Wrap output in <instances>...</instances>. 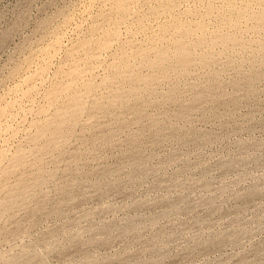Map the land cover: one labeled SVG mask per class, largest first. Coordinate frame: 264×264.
Masks as SVG:
<instances>
[{
    "label": "rangeland",
    "instance_id": "374dc122",
    "mask_svg": "<svg viewBox=\"0 0 264 264\" xmlns=\"http://www.w3.org/2000/svg\"><path fill=\"white\" fill-rule=\"evenodd\" d=\"M237 1L0 0V264H264V0Z\"/></svg>",
    "mask_w": 264,
    "mask_h": 264
},
{
    "label": "bare ground",
    "instance_id": "6f19581e",
    "mask_svg": "<svg viewBox=\"0 0 264 264\" xmlns=\"http://www.w3.org/2000/svg\"><path fill=\"white\" fill-rule=\"evenodd\" d=\"M163 1H164V0H163ZM233 1L236 2V3H234L235 6L239 4L237 0H233ZM246 1H247V0H246ZM254 1H255V0H254ZM259 1H260V0H259ZM259 1H258V2H259ZM178 2H179V1H178ZM231 2H232V0H231ZM231 2H230V3H231ZM239 2H240V1H239ZM261 2H262V1H261ZM120 3H121V2H120ZM215 3H216V2H215ZM223 3H224V2H223ZM237 3H238V4H237ZM246 3H249V1L246 2ZM263 3H264V1H263ZM118 4H119V3H118ZM161 4H162V3H161ZM181 4H182V3H181ZM234 4H233V5H234ZM250 4H251V3H250ZM252 4H253V8H254V7H255V6H254L255 2H253ZM252 4H251V5H252ZM256 4H257V2H256ZM243 5H244V4H243ZM247 5H248V7H249V4H247ZM251 5H250V7H252ZM260 5H262V4H260V2H259V3L257 4V6L259 7ZM223 6H225V5H223ZM226 6H227V5H226ZM229 6H231V5L229 4L228 7H226V8L229 9ZM241 6H242V4H241ZM241 6H240V7H241ZM263 6H264V5H263ZM263 6H260V7L263 8ZM124 7H125V6H124V4H123L122 6H120L119 9L121 10V8L123 9ZM221 7H222V6H221ZM231 7L233 8V6H231ZM231 7H230V8H231ZM238 7H239V5H238ZM242 7H243V6H242ZM244 7H245V6H244ZM244 7H243V9H244ZM260 7H259V8H260ZM169 8H170V7H169ZM208 8H209V7H208ZM212 8H213V11H214L216 8L218 9V7H215V8H214V6H213ZM212 8H211V9H212ZM226 8L223 7V9H226ZM253 8H252V9H253ZM219 9H220V8H219ZM221 9H222V8H221ZM221 9H220V12L225 11V10H223V9H222V11H221ZM235 9L237 10V7H235ZM246 9L250 10L251 8H250V9H249V8H246ZM246 9H245V10H246ZM252 9H251V10H252ZM255 9H256V7H255ZM257 9H258V8H257ZM207 10H208V9H207ZM207 10H206L205 13H206V14H209L208 12H210V11L207 12ZM238 10L240 11L241 8H238ZM245 10H243V12H244ZM258 10H259V9H258ZM123 11H125V10H123ZM126 11H127V9H126ZM195 11H196V10H195ZM213 11L211 10V13H214ZM215 11H216V10H215ZM239 11H238V12H239ZM241 11H242V10H241ZM199 12H201V11H199ZM199 12H198V13H199ZM216 12H219V10H217ZM228 12H229V11H228ZM247 12H248V11H247ZM261 12H263V11H261ZM231 13H232V11H231ZM231 13H230V14H231ZM251 13H252V12H251ZM254 13H255V12H254ZM254 13H252V14H254ZM206 14H205V15H206ZM223 14L226 15L225 12H224ZM247 14H249V12H248ZM252 14H251V17H252ZM263 14H264V13H263ZM263 14L260 13V15H258V16L263 18V16H261V15H263ZM210 15H211V14H210ZM221 15H222V14H221ZM221 15H219V16H221ZM225 15H224V16H225ZM237 15H240V14H237ZM145 16H146V15H145ZM224 16H223V17H224ZM226 16L229 18L230 15H229V16L226 15ZM241 16H243L242 13H241ZM253 16H254V15H253ZM181 17H183V16H181ZM199 17H200V16H199ZM201 17H202V16H201ZM212 17H213V16H212ZM221 17H222V16H221ZM221 17H220V18H221ZM233 17H234V16H233ZM233 17H232V18H233ZM255 17H256V16H255ZM228 18H227V19H228ZM238 18H239V16H238V17L236 16V19H234V21L240 23V22H239L240 20L243 21V20L245 19V21L247 22L246 17H244V19L242 18L243 20L241 19V17H240V19H238ZM249 18H250V17H249ZM249 18H248V19H249ZM257 18H258V17H257ZM262 18H261V19H262ZM145 19H146V18H145ZM188 19H189V18H188ZM222 19H223V18H222ZM229 19L231 20V18H229ZM250 19H251V18H250ZM263 19H264V18H263ZM119 20H120V19H119ZM147 20H148V19H147ZM232 20H233V19H232ZM236 20H239V21H236ZM252 20H253V18H252ZM258 20H259V19H258ZM180 21H181V20H180ZM219 21H220V20H219ZM222 21H223V20H222ZM224 21L226 22V19H225ZM250 21H251V20H250ZM256 21H257V20H255V22H256ZM259 21H260V20H259ZM230 22H231V21H230ZM263 22H264V21H263ZM178 23H179V22H178ZM223 23H224V22H223ZM231 23H234V22H231ZM253 23H254V20H253ZM259 23H260V22H259ZM179 24H180V23H179ZM181 24H182V23H181ZM192 24H193V23H192ZM201 24H202V23H201ZM225 24H227V23H224V25H225ZM228 24H229V23H228ZM242 24H243V25H246V26H247V24H248V27H251V26H252V22H251V24H250L251 26H250V25H249V21L247 22V24H244V23H242ZM255 24H256V23H255ZM257 24H258V23H257ZM257 24H256V26H257ZM165 25H166V24H165ZM169 25H170V24H167L166 26H169ZM186 25H187V24H186ZM196 25H197V23H196ZM196 25H195V27H193V26H194V25H193V26L190 27L189 29H188L187 27H185V25H184L185 30H183V31L185 32L187 29L190 30L191 28H196ZM231 25H232V24H230L228 28H231V29H232L233 27H232ZM233 25H235V24H233ZM236 25H237V24H236ZM253 25H254V24H253ZM259 25H261V24H259ZM259 25L257 26L258 28H259ZM262 25H264V24H262ZM262 25H261V26H262ZM166 26H164V27H166ZM171 26H172V25H171ZM171 26L168 27V29H169V28H172V27L175 28V27L177 26V23H175V26H172V27H171ZM178 26H180V25H178ZM182 26H183V24H182ZM197 26H198V25H197ZM218 26H219V25H218ZM230 26H231V27H230ZM237 26H238V25H237ZM246 26H245V27H246ZM256 26L254 25V27H256ZM164 27L162 26V28H164ZM198 27H199V26H198ZM198 27H197V29H198ZM226 27H227V26H226ZM238 27H239V26H238ZM257 27H256V28H257ZM160 28H161V27H160ZM162 28H161L160 30H162ZM174 28L172 29L173 31H176V30L178 29V27H176V28H177L176 30H174ZM180 28H181V27H180ZM182 28H183V27H182ZM252 28H253V27H252ZM252 28H251V29H252ZM258 28H257V29L254 28V30H255V31H256V30L259 31ZM165 29H167V28H165ZM168 29H167L166 31H164V32L169 31ZM217 29H219V28H217ZM217 29H215V30H216L217 32H219V30H217ZM231 29H229V30H231ZM234 29H235V28H234ZM242 29H243V28H242V26H241V30H242ZM246 29H247V28L243 29V31H246ZM262 29H263V27H262ZM262 29L260 28V30H262ZM163 30H164V29H163ZM163 30H162V33L164 34ZM188 30H187V31H188ZM193 30H194V29H193ZM220 30L222 31L223 28L221 27ZM235 30H236V29H235ZM238 30H240V29L238 28ZM248 30H249V29H248ZM248 30H247V32H248ZM252 30H253V29H252ZM254 30H253V31H254ZM156 31H157V30H156ZM173 31L171 32L172 34L174 33ZM187 31H186V32H187ZM190 31H191V30H190ZM199 31H202V30H199ZM199 31H198V32H199ZM203 31H204V30H203ZM216 31H215V32H216ZM243 31H241V32L243 33ZM258 31H257V32H258ZM111 32H112V31H111ZM176 32H177V33L179 32V34H180L181 30L179 29V31H176ZM184 32H183V33H184ZM194 32H196V30H194ZM198 32H196V33H198ZM217 32H216V33H217ZM228 32H229V31H228ZM232 32H235V31H232ZM237 32H238L239 35H240V32H239V31H237ZM247 32H246V33H247ZM257 32H255V33H257ZM259 32H260V31H259ZM171 33H170V34H171ZM190 33H191V32H190ZM224 33H225V31H224ZM224 33H223V34H224ZM229 33H230V32H229ZM238 33H237V34H238ZM242 33H241V36H239V37H243V36L246 34V33H245V34L243 33V36H242ZM249 33H251V31H250ZM158 34H159V33H158ZM166 34H167V33H166ZM170 34H169V35H170ZM185 34H186V33H184V35H185ZM187 34H189V32H188ZM194 34H195V33H194ZM194 34H193V35H194ZM199 34H200V33H199ZM199 34H198V37H199L200 35H202V36L204 35V34H200V35H199ZM208 34L210 35V33H208ZM233 34H234V33H233ZM233 34H231V35H233ZM247 34H248V33H247ZM261 34H262V33H261ZM263 34H264V33H263ZM173 35H175V34H173ZM189 35H190V34H189ZM205 35H206V34H205ZM209 35H208V37H209ZM213 35H214V33H213ZM219 35H221L220 32H219ZM226 35H227V38H224L225 35H224V36L222 35L223 38H222L221 42L224 41V42H227V44H228V42H230V41L232 40V43L230 42L231 44H228V45H231V46H232L233 43H235L236 46L238 45V43L235 42L236 40L233 39V37H232L231 35H230V36H231L232 38H231L230 36L228 37L229 34H226ZM250 35H255V34L251 33ZM258 35H259V34H258ZM156 36H158V35H156ZM165 36H166V35H164V37H165ZM181 36H183V34H182ZM210 36H211V35H210ZM222 36H221V37H222ZM247 36H248V35H247ZM263 36H264V35H263ZM263 36L260 35L261 38H262ZM159 37H160V35H159ZM159 37H158V38H159ZM176 37H179V36H177V34H176ZM184 37H185V36H184ZM204 37H205V36H204ZM204 37H202V39H203ZM213 37H215V40H216V38L219 39L217 36H213ZM213 37H212V38H213ZM219 37H220V36H219ZM235 37H236V36L234 35V38H235ZM244 37H246V36H244ZM260 37H259V38H260ZM158 38H156V39H158ZM172 38H173V37H172ZM180 38H182V37H180ZM185 38H188L187 35H186ZM189 38H190V37H189ZM200 38H201V37H200ZM200 38H199V39H200ZM253 38H254V36H253ZM257 38H258V37H257ZM257 38H256V39H257ZM261 38H260V39H261ZM159 39H160V38H159ZM163 39H164V38H163ZM173 39H175V38H173ZM209 39H210V38H209ZM223 39H224V40H223ZM239 39H240V38H239ZM239 39L237 38V40H239ZM250 39H251V36H250ZM256 39H255V41H256L257 43L260 42V41H257ZM262 39H263V38H262ZM160 40H161V39H160ZM176 40H178V39H176ZM176 40H175V41H176ZM183 40L186 42L188 39L185 40V39L183 38ZM190 40H191V38H190ZM197 40H198V38H197ZM240 40H243V39H240ZM244 40H245V39H244ZM246 40H247V39H246ZM157 41H158V40H157ZM175 41H174V42H175ZM195 41H196V40H195ZM206 41H207V40H206ZM206 41H205V42H206ZM209 41H210V40H209ZM209 41H207V42H209ZM212 41H213V40H212ZM170 42H171V41H170ZM170 42H169V43H170ZM174 42H173V43H174ZM182 42H183V41H182ZM182 42H180V43H182ZM187 42H188V41H187ZM197 42H198V41H197ZM213 42H214V41H213ZM216 42H217V40H216ZM240 42H241V41H240ZM240 42H239V43H240ZM249 42H250V41H249ZM256 42H253V41H252V44H253V43L256 44ZM155 43H157V42H155ZM158 43H159V42H158ZM171 43H172V42H171ZM173 43H172V44H173ZM178 43H179V41H178ZM195 43H196V42H195ZM200 43H201V41H200ZM218 43H219V42H218ZM153 44H154V43H153ZM175 44H176V46H177V42H176ZM182 44H183V43H182ZM186 44L189 45V42L186 43ZM211 44H212V43H211ZM211 44H209V43L207 44V43H206V45H211ZM219 44H220V43H219ZM225 44H226V43H225ZM241 44H242V43H241ZM243 44H244V43H243ZM243 44H242V45H243ZM246 44H247V42H246ZM246 44H244V45H246ZM252 44H251V45H252ZM254 44H253V45H254ZM154 45H155V44H154ZM154 45L151 44L152 47H154ZM160 45H161V44H160ZM160 45H159V46L157 45V47H158V48H159V47H160V48H163V47H161ZM180 45H181V44H180ZM215 45H217V44H215ZM221 45H222V44H221ZM248 45H249V44H248ZM248 45H247V46H248ZM251 45H250V46H251ZM256 45H257V44H256ZM261 45H262V47H261ZM261 45H260V46L257 45V46H258V47H261L262 49H264V39H263V43H261ZM102 46H105V45H102ZM167 46H168V44L165 45L164 47L166 48ZM174 46H175V45H174ZM189 46H191V45H189ZM219 46H220V45H219ZM223 46H225V45H223ZM223 46H222V47H223ZM233 46H234V45H233ZM106 47H107V46H106ZM141 47H142V46H141ZM141 47H140V48H141ZM157 47H156V48H157ZM171 47H172V46H171ZM171 47H170V48H171ZM178 47H179V46H178ZM178 47H177V48H178ZM183 47H185V46L183 45ZM192 47H194V46H192ZM195 47L197 48L198 45L195 46ZM201 47H202V46H201ZM203 47H205V46H203ZM207 47H208V46H207ZM211 47H214V43H213V45H212ZM211 47H209V49H214V50H216V47H214V48H211ZM217 47H218V46H217ZM225 47L227 48V45H226ZM240 47H241V46H240ZM252 47H253V46H252ZM172 48H173V47H172ZM172 48H171V49H172ZM175 48H176V47H175ZM175 48H174V49H175ZM180 48H181V46H180ZM198 48H199V47H198ZM220 48H221V47H220ZM229 48H230V47H229ZM231 48H232V50L234 49V47H231ZM242 48H243L242 51L244 50L243 52H245V51H246V53L249 52V51H248L249 49L247 50L246 47H242ZM244 48H246V50H245ZM255 48H256V47H255ZM174 49H173V50H174ZM178 49H179V48H178ZM178 49H177V50H178ZM185 49H186V47L184 48V50H185ZM187 49H189V47H187ZM190 49H191V48H190ZM190 49H189V51H191ZM204 49H205V48H203V50H204ZM217 49H218V48H217ZM250 49H251V48H250ZM257 49H258V48H257ZM167 50H168V49H167ZM184 50H183V51H184ZM227 50H228V48H227ZM227 50H224V51H227ZM240 50H241V49H240ZM156 51H159V50L156 49ZM156 51H155V52H156ZM160 51H162V50L160 49ZM163 51H165V50H163ZM168 51H169V50H168ZM181 51H182V50H181ZM181 51L179 50V52H181ZM189 51H188V52H189ZM198 51H199V50H198ZM206 51H208V49H207ZM209 51H210V50H209ZM211 51H213V50H211ZM228 51H230V49H229ZM242 51H241V52H242ZM247 51H248V52H247ZM251 51H252V50H251ZM146 52H147V51H146ZM169 52H170V51H169ZM169 52H168V53H169ZM179 52H178V53H179ZM193 52H194V50H193ZM193 52H192V53H193ZM216 52H217V51H216ZM216 52L214 53V56H217V58H219V57H218V55H219L218 53H219V52H217L218 55H216ZM234 52H235V51H234ZM234 52H231V51H230L229 53H233L232 55H234ZM237 52H238V51H237ZM243 52H242V53H243ZM99 53H100V52H99ZM141 53H142V51H141ZM143 53H144V52H143ZM143 53H142V55H143ZM170 53H171V52H170ZM172 53H173V52H172ZM176 53H177V51H176ZM189 53H190V52H189ZM207 53H208V52H207ZM211 53H212V52H211ZM235 53H236V52H235ZM249 53H251V52H249ZM249 53H248V54H249ZM252 53H254V52H252ZM256 53H257V52H256ZM148 54H149V53H148ZM161 54H162V53H160V55H161ZM163 54H164V53H163ZM163 54H162V56H163ZM182 54H183V57H181L182 60H181V64H180V66H181L182 68H184V67H186V65L191 61V55H192V54H191V55H188V53H186V51H185L184 53H182ZM196 54H197V53H196ZM196 54H195V55H196ZM204 54H205V53H204ZM236 54H237V53H236ZM238 54H239V52H238ZM238 54H237V55H238ZM75 55H76V54H75ZM145 55H146V54H145ZM145 55H144V56H145ZM156 55H158V56L160 57L159 53H157ZM169 55H170V54H169ZM178 55H179V54H178ZM222 55H223V54H222ZM222 55H221V56H222ZM225 55H226V54H225ZM225 55H224V57H223L224 59H225V57H228V56H225ZM230 55H231V54H230ZM230 55H229V56H230ZM241 55H242V54H241ZM249 55H250V54H249ZM251 55H253V54H251ZM259 55H260V53H259ZM261 55H262V54H261ZM263 55H264V54H263ZM139 56H140V55H139ZM144 56H142V57H144ZM162 56L160 57V59L163 58V57L165 56V54H164L163 57H162ZM167 56H168V55H167ZM192 56H194V54H193ZM206 56H208V55H206ZM219 56H220V55H219ZM234 56H236V55H234ZM239 56H240V54H239ZM244 56H245V55H244ZM244 56H243V58H245ZM159 57L155 58V60L158 61ZM172 57H174V55H173ZM176 57L179 58V56H176ZM232 57H233V56H232ZM236 57H238V56H236ZM247 57H248V56H247ZM251 57H252V56H251ZM259 57H260V56H259ZM259 57H257V58L259 59ZM168 58H169V57H167L166 60H168ZM178 58H176V59H178ZM196 58H197V55H196ZM204 58H205V57H204ZM210 58H211V57H210ZM229 58H230V57H229ZM243 58L241 59V62H243V61H242V60H244ZM262 58H263V57H262ZM124 59L128 60V58H124ZM124 59H123L122 62L125 64V63H126V60L124 61ZM142 59H145V58H142ZM160 59H159V61H161V62H162V60L166 61V60H165V57H164L162 60H160ZM170 59H172L171 56H170V58H169V61H170ZM176 59H174V60H176ZM179 59H180V58H179ZM179 59H178V62H179ZM207 59H208V58H207ZM207 59H206V60H207ZM236 59H239V58H236ZM247 59H248V58H247ZM249 59H250V57H249ZM251 59H253V58H251ZM146 60H147V62L144 61V63L146 62V65H147V64H149V63H148V60H149V59L147 58ZM150 60L152 61L153 59H150ZM150 60H149V61H150ZM174 60H172V61H174ZM195 60H196V59H195ZM203 60H204V59H203ZM206 60H205V61H206ZM210 60H211V59H210ZM213 60H214V58H213ZM215 60H216V59H215ZM253 60H254V59H253ZM263 60H264V59H263ZM140 61H141V60H140ZM151 61H150V62H151ZM156 61H155V63H154V62H153V63L156 64ZM169 61H168V62H169ZM201 61H202V60H201ZM207 61H208V60H207ZM225 61H226V60H225ZM238 61H239V60H238ZM254 61H255V60H254ZM257 61H258V60H257ZM161 62H160V63H161ZM168 62H167V65H168ZM170 62H171V61H170ZM170 62H169V63H170ZM178 62H176V63H178ZM210 62H211V61H210ZM210 62H209V65H210ZM235 62H236V61H235ZM127 63H128V62H127ZM140 63H142V62H140ZM140 63H139V64H140ZM144 63H143V64H144ZM165 63H166V62H165ZM217 63H218V62H217ZM217 63H216V64H217ZM219 63L222 65L221 61H220ZM219 63H218V64H219ZM228 63H229V62H228ZM252 63H253V61H252ZM257 63H258V62H257ZM260 63H262V62L260 61ZM263 63H264V62H263ZM263 63H262V64H263ZM86 64H87V63H86ZM116 64H117V63H116ZM128 64H129V63H128ZM128 64H127V65H128ZM143 64H141V65H143ZM163 64H164V63H163ZM191 64H192V63H191ZM213 64H214V63H213ZM226 64H227V63H225V65H226ZM236 64H237V62H236ZM246 64H247V63H246ZM246 64H245V65H246ZM121 65H122V64H121ZM127 65H126V66H127ZM156 65H157V64H156ZM158 65H160L159 67L162 66L161 64H158ZM167 65L165 64V66H167ZM207 65H208V64H207ZM211 65H212V64H211ZM223 65H224V64H223ZM225 65H224V66H225ZM237 65H238V64H237ZM237 65H236V66L234 65V66L238 68L239 66H237ZM241 65H242V64H241ZM245 65H244V66H245ZM149 66H150V65H149ZM174 66H175V65H174ZM199 66H201V65L199 64ZM247 66H248V64H247ZM263 66H264V65H262V67H263ZM122 67L124 68L125 66L122 65ZM122 67H120V68H122ZM129 67H130V64L128 65V68H127V69H129ZM131 67H132V66H131ZM150 67H151V66H150ZM157 67H158V66H157ZM159 67H158V68H159ZM178 67H179V66H178ZM187 67H188V66H187ZM187 67L185 68V70L188 69ZM197 67H198V66H197ZM201 67H202V66H201ZM207 67H208V66H207ZM207 67H206V68H207ZM218 67H219V66H218ZM248 67H252V66L249 65ZM259 67H261V66H259ZM262 67H261V68H262ZM117 68H118V66L116 67V69H114L115 72H116V74L119 73V72H121V70H122V69L120 70V68H119V72H118ZM161 68H162V67H161ZM161 68H160V69H161ZM163 68H164V67H163ZM163 68H162V69H163ZM208 68H209V67H208ZM208 68H207V69H208ZM254 68H255V67H254ZM93 69H94V68H93ZM124 69H125V68H124ZM130 69H132V68H130ZM130 69H129V70H130ZM176 69H177V68H176ZM179 69H180V68H179ZM179 69H178V72H179ZM222 69H223V68H222ZM132 70H133V69H132ZM156 70H158V69L156 68ZM156 70H155V71H156ZM166 70H167V67H166ZM166 70H165V71H166ZM174 70H175V69H174ZM208 70H209V69H208ZM240 70H241V69H240ZM255 70H256V69H255ZM258 70H259V69H258ZM122 71H123V70H122ZM139 71H140V70H139ZM158 71H160V70H158ZM170 71H171V70H170ZM170 71H168V72H170ZM172 71H173V70H172ZM176 71H177V70H176ZM176 71H175V72H176ZM181 71H182V70H181ZM221 71H223V70H221ZM230 71H231V70H230ZM233 71H234V70H233ZM233 71H232V74H233ZM238 71H239V70H238ZM238 71L236 70V72H238ZM247 71H248V70H247ZM252 71H254V70H252ZM256 71H257V70H256ZM125 72H127V70H126ZM128 72H129V71H128ZM160 72H161V71H160ZM160 72H159V73H160ZM188 72H189V71H188ZM212 72H213V71H212ZM239 72H240V71H239ZM259 72H260V71H259ZM133 73H134V72H133ZM157 73H158V72H157ZM157 73H155V74H157ZM159 73H158V74H159ZM184 73H185V71H184ZM218 73H219V72H218ZM134 74H135V73H134ZM134 74H133V75H134ZM162 74H163V72H162ZM164 74H166V73H164ZM172 74H173V73H172ZM207 74H209V73H207ZM214 74H215V73H214ZM227 74H228V73H227ZM229 74H231V73H229ZM117 75H118V74H117ZM120 75H121V73H120ZM120 75H119L118 77L123 76V74H122L121 76H120ZM223 75H224V74H223ZM233 75H234V74H233ZM241 75H242V73H241ZM250 75H251V74H250ZM126 76H128V75H126ZM126 76L124 75V77H126ZM129 76H131V75L129 74ZM135 76H136V74H135ZM150 76L152 77V75H150ZM158 76H160V75H158ZM158 76H157V77H158ZM163 76H164V75H163ZM234 76H235V75H234ZM254 76H255V75H254ZM261 76H262V74H261ZM116 77H117V76H116ZM118 77H117V78H118ZM136 77H138V76H136ZM136 77H133V78L135 79ZM155 77H156V76H155ZM160 77H161V76H160ZM208 77H209V76H208ZM215 77H218V76H215ZM238 77H239V76H238ZM256 77H257V76H256ZM262 77H264V76H262ZM162 78H163V77H162ZM210 78H211V76H210ZM246 78H247V77H246ZM127 79H129V78H127ZM148 79H149V78H148ZM150 79H151V78H150ZM158 79H159V78H158ZM206 79L208 80V83H207V84L210 85L211 82H210V84H209V79H208L207 77H206ZM212 79H214V78H212ZM216 79H217V78H216ZM232 79H235V78H232ZM232 79H230V80H232ZM256 79H257V78H256ZM259 79H260V78H259ZM259 79H257V80H259ZM262 79H263V78H262ZM129 80H130V79H129ZM132 80H133V79H132ZM140 80L143 81V79H140ZM151 80H152V79H151ZM159 80H161V79H159ZM237 80H238V79H237ZM249 80H250V79H249ZM130 81H131V80H130ZM142 81H141L140 83H143ZM146 81H147V80H146ZM152 81H153V80H152ZM217 81H218V80H217ZM250 81H251V80H250ZM132 82L134 83V81H132ZM135 82H136V81H135ZM155 82H156V80H155ZM155 82H154V83H155ZM244 82H245V81H244ZM137 83H138V82H137ZM149 83H151V82H149ZM163 83H164V82H163ZM189 83H190V82H189ZM237 83H238V81H237ZM247 83H248V82H247ZM254 83H255V82H254ZM144 84H146V83H144ZM156 84H157V82H156ZM169 84H170V83H169ZM212 84H213V83H212ZM134 85H135V84H134ZM141 85H142V84H141ZM146 85H147V84H146ZM157 85H158V84H157ZM138 86H139V84H138ZM150 86H151L150 84H149V86L147 85V88H149V89L152 91V88H150ZM155 86H156V85H155ZM178 86H179V85H178ZM210 86H211V85H210ZM217 86H218V85H217ZM129 87H130V86H129ZM140 87H141V86H140ZM142 87H143V85H142ZM142 87H141V88H142ZM156 87H157V86H156ZM201 87H202V86H201ZM246 87H248V86H246ZM252 87H253V86H252ZM138 88H139V87H138ZM202 88H203V87H202ZM215 88H216V87H215ZM225 88H226V87H225ZM154 89H155V87H154ZM156 89H157V88H156ZM171 89H173V88H171ZM171 89H170V91H171ZM175 89H176V87H175ZM175 89H173V90H175ZM209 89H210V88H209ZM209 89H207L206 91H207V92L209 91V93L211 94L212 92H211V90H209ZM221 89H222V88H221ZM242 89H243V88H242ZM244 89H245V88H244ZM71 90H72V89H71ZM135 90H136V88H135ZM142 90H145V86H144V89H142ZM146 90L148 91V89H146ZM173 90H172V91H173ZM180 90H181V88H180ZM182 90H183V89H182ZM234 90H236V88H235ZM240 90H241V89H240ZM245 90H247V89H245ZM249 90H250V89H249ZM120 91H121V90H120ZM133 91H134V90H133ZM151 91H150V92H151ZM170 91H169V92H170ZM204 91H205V90H204ZM220 91H221V90H220ZM222 91H224V90H222ZM78 92H79V91H78ZM117 92H118L119 94L122 93V92H119V91H117ZM131 92H132V91H131ZM158 92H159V90H158ZM236 92H238V91H236ZM246 92H247V91H246ZM69 93H70V92H69ZM74 93H75V92H74ZM113 93H116V92H113ZM144 93H145V92H144ZM144 93H143V95H145ZM156 93H157V92H156ZM177 93H178V92H177ZM217 93H218V92H217ZM229 93H230V92H229ZM229 93H228V96H230ZM239 93H240V92H239ZM239 93H238V94H239ZM123 94H124V93H123ZM141 94H142V93H141ZM154 94H155V93H154ZM175 94H176V92H175ZM212 94H213V93H212ZM215 94H216V93H215ZM220 94H221V93H220ZM225 94H226V93H225ZM73 95H74V94H73ZM97 95H98V94H97ZM112 95H113V94H112ZM132 95H134V94H132ZM132 95H131V96H132ZM135 95H136V93H135ZM137 95H138V94H137ZM139 95H140V93H139ZM143 95H142V96H143ZM148 95H149V94H148ZM148 95H147V96H148ZM197 95H198V94H197ZM213 95H214V94H213ZM245 95H246V94H245ZM78 96H79V95H78ZM78 96H76V98H77ZM117 96H119V101H121V100H120V99H121V97H120L121 95H117ZM140 96H141V95H140ZM147 96H146V98H147ZM149 96H150V95H149ZM149 96H148V97H149ZM155 96H156V95H155ZM155 96L152 95V97H153L154 99H155ZM183 96H184V95H183ZM200 96H201V95H200ZM214 96H215V95H214ZM247 96H248V95H247ZM249 96H250V95H249ZM112 97H114V96H112ZM137 97H138V96H137ZM157 97H158V96H156V98H157ZM160 97H161V94H160ZM178 97H180V96H178ZM203 97H204V96H203ZM224 97H225V95H224ZM235 97H236V95H235ZM142 98H144V96H143ZM180 98L182 99V97H180ZM201 98H202V97H201ZM222 98H223V96H222ZM115 99H116V98H115ZM133 99H134L133 101H135L136 98L133 97ZM144 99H145V98H144ZM159 99H161V98H159ZM172 99H173V98H172ZM188 99H189V98H188ZM190 99H192V98H190ZM216 99H217V98H216ZM110 100H113V101H114V98H113V99L110 98ZM110 100H109V101H110ZM142 100H143V99H142ZM142 100H141V101H142ZM145 100H146V99H145ZM155 100H156V99H155ZM177 100H178V99H177ZM186 100H187V99H186ZM201 100H203V99H201ZM217 100H218V99H217ZM217 100H216V101H217ZM219 100H220V99H219ZM235 100H236L235 98H233V97L231 98V101H235ZM116 101H118V100L116 99ZM141 101H140V102H141ZM143 101H144V100H143ZM184 101H185V100H184ZM184 101H183V102H184ZM209 101H210V100H209ZM227 101H228V100H227ZM154 102H155V101H154ZM181 102H182V101H181ZM239 102H240V101H239ZM72 103H73V102H72ZM95 103H96V102H95ZM171 103H173V102H171ZM179 103H180V102H179ZM73 104H75V103H73ZM144 104H145V103H144ZM151 104H153V103H151ZM151 104H150V105H151ZM162 104H163V103H162ZM183 104H184V103H183ZM212 104H213V103H212ZM147 105H148V104L144 105V107H147ZM154 105H155V104H154ZM157 105H158V104H157ZM214 105H218V103H217V104L215 103ZM238 105H239V104H238ZM73 106H74V105H73ZM76 106H77V105H76ZM134 106H135V105H134ZM141 106H143V105L141 104ZM160 106H161V105H160ZM187 106H188V105H187ZM187 106H185V105H181V107H180V111H179V113H180L181 115H187V114H188L189 109H188ZM72 108H73V107H72ZM80 108H82V107H80ZM113 108H114V107H113ZM136 108L138 109V107H136ZM136 108H134V109H136ZM142 108H143V107H142ZM155 108H156V107H155ZM192 108H193V107H192ZM194 108H195V106H194ZM197 108H199V107H197ZM226 108H227V107H226ZM139 109H140V108H139ZM144 109L146 110V108H144ZM158 109H160V108H158ZM178 109H179V108H178ZM190 109H191V108H190ZM140 110H142V109H140ZM150 110H151V109H150ZM73 111H74V109H73ZM75 111L77 112L78 110L75 109ZM190 111H191V110H190ZM71 112H72V111H71ZM138 112H140V111H138ZM145 112H146V111H145ZM195 112H196V111H195ZM195 112H194V113H195ZM141 113H142V112H141ZM192 113H193V111H192ZM78 114H79V112H78ZM143 114H144V113H143ZM164 114H165V113H164ZM168 114H169V113H168ZM195 114H196V113H195ZM74 115H75V114H74ZM74 115H73V116H74ZM79 115H80V114H79ZM169 115H170V114H169ZM169 115H168V116H169ZM188 115H189V114H188ZM188 115H187V116H188ZM190 115L192 116V114H190ZM187 116H186V117H187ZM136 117H137V116H136ZM140 117H141V115H140ZM144 117H145V116H144ZM165 117H166V116H165ZM179 117H180V116H179ZM186 117H185V118H186ZM148 118H150V117H148ZM148 118H147V119H148ZM163 118H164V117H163ZM168 118H169V117H168ZM151 119H152V118H151ZM153 119H154V118H153ZM183 119H184V118H183ZM190 119H191V118H190ZM154 120H155V119H154ZM159 121H160V120H159ZM159 121H158V122H159ZM184 121H185V120H184ZM153 124H154V123H153ZM122 125H123V124H122ZM125 126H126V125H125ZM150 126H151V125H150ZM44 127H45V126H44ZM166 127H167V126H166ZM168 127H169V126H168ZM123 128H124V127H123ZM147 128H148V127H147ZM170 128H171V126H170ZM118 129H119V128H118ZM149 129H150V128H149ZM149 129H148V130H149ZM165 129H166V128H165ZM65 130H66V129H65ZM142 130H143V129H142ZM177 130H178V129H177ZM43 131H44V130H43ZM117 131H118V130H117ZM121 131H122V130H121ZM150 131H151V130H150ZM168 131H169V130H168ZM44 132H45V131H44ZM179 132H180V131H179ZM155 133H156V132H155ZM171 133H172V131H171ZM174 133H176V132H174ZM43 134H44V133H43ZM150 134H151V133H150ZM162 134H163V133H162ZM109 135H110V133H109ZM109 135H108V136H109ZM129 135H130V134H129ZM139 135H140V134H139ZM147 135H148V134H147ZM166 135H167V134H166ZM181 135H182V134H181ZM39 136H41V135H39ZM43 136H45V135H43ZM143 136H144V135H143ZM143 136H142V137H143ZM145 136H146V135H145ZM161 136H162V135H161ZM173 136H174V135H173ZM186 136H187V135H186ZM102 137H103V136H102ZM140 137H141V136H140ZM142 137H141V138H142ZM147 137H148V136H147ZM150 137H151V136H150ZM154 137H155V136H154ZM156 137H157V136H156ZM168 137H169V136H168ZM180 137H181V136H180ZM180 137H179V138H180ZM95 138H96V137H95ZM144 138H146V137H144ZM148 138H149V137H148ZM181 138H182V137H181ZM127 139H128V138H127ZM150 139H151V138H150ZM90 140H91V139H90ZM92 140H93V139H92ZM102 140H103V139H102ZM133 140H134V139H133ZM151 140H152V139H151ZM180 140H181V139H180ZM106 141H107V140H106ZM137 141H138V140H136V143H137ZM140 141H141V140H140ZM87 142H88V141H87ZM90 142H91V141H90ZM90 142L88 143L89 145H90ZM100 142H101V141H100ZM111 142H113V141L111 140ZM111 142H110V144H111ZM128 142H130V140H129ZM155 142H156V140L154 141V143H155ZM96 143H98V142H96ZM96 143H95L94 145H96ZM132 143L135 144L134 142H132ZM132 143H131V144H132ZM138 143H139V141H138ZM142 143H143V142H142ZM85 144H87V143H85ZM131 144H129V145H131ZM133 144H132V145H133ZM189 144H190V143H189ZM82 145H83V144H81V146H82ZM89 145H88V147H89ZM112 145H113V144H112ZM132 145H131V146H132ZM183 145H184V144H183ZM84 146H85V145H84ZM108 146H109V145H108ZM134 146H135V145H134ZM50 147H51V145H50ZM50 147H49V148H50ZM91 147H93V146H91ZM135 147H136V146H135ZM137 147H138V146H137ZM137 147H136V148H137ZM140 147H141V145H140ZM47 148H48V147H47ZM104 148H105V146H104ZM132 148H133V146H132ZM141 148H142V147H141ZM82 149H83V148H82ZM107 149H108V148H107ZM133 149H134V148H133ZM138 150H139V149H138ZM120 153H121V152H120ZM127 153H128V152H127ZM139 153H140V152H139ZM128 154H129V153H128ZM126 155H127V154H126ZM132 155H133V156H136L135 153L132 154ZM170 156H171V155H170ZM121 157H122V156H121ZM124 157H125V156H124ZM171 157H172V156H171ZM144 159H145V158H143V161H142V162H144ZM174 160H175V159H174ZM124 161H125V160H124ZM38 163H39V162H38ZM120 163H121V162H120ZM125 163H126V162H125ZM129 164H130V163H129ZM143 164H144V163H143ZM146 164H147V163H146ZM121 165H122V164H121ZM130 165H131V164H130ZM130 168H132V167H130ZM136 169H137V168H136ZM107 170H108V169H107ZM131 170H132V169H131ZM148 170H149V169H148ZM104 171H105V169H104ZM109 171H110V170H109ZM109 171H108V172H109ZM140 173H141V172H140ZM37 183H38V182H37ZM116 188H117V187H116ZM252 193H253V192H252ZM44 201H45V199H44ZM44 201H43V202H44ZM43 202H42L41 204H43ZM44 203H45V202H44ZM173 204H174V203H173ZM127 226H128V225H127ZM127 226H125V227H127ZM131 228H132V226H131ZM125 229H126V228H125ZM107 230H108V229H107ZM128 230H129V229H128ZM130 230H131V229H130ZM130 230H129V231H130ZM108 231L110 232L111 229L108 230ZM123 231H124V230H123ZM106 232H107V231H106ZM109 232H108V233H109ZM111 233H112V232H111ZM120 233H122V231H121ZM104 234H105V232H104ZM112 234H113V233H112ZM122 234H123V233H122ZM105 235H106V237H108V236H107V233H106ZM108 235H109V234H108ZM109 237H110V236H109ZM109 237H108V238H109ZM113 237H114V236H113ZM234 237H235V236H234ZM234 237H233V238H234ZM103 238H104V237H103ZM96 239H97V238H96ZM109 239H111V237H110ZM100 240H101V239H100ZM103 240H105V238H104ZM103 240H102V241H103ZM106 240H107V239H106ZM94 241H95V240H94ZM94 241H93V242H94ZM218 241H219V240H218ZM223 241H224V240H223ZM225 241H226V239H225ZM98 242H99V241H98ZM98 242H97V243H98ZM103 242H104V241H103ZM221 242H222V240H221ZM95 243H96V242H95ZM101 243H102V242H101ZM101 243H100V244H101ZM217 243H218V242H217ZM213 244L215 245V243H213ZM220 244H221V243H220ZM216 245H217V244H216ZM216 245H215V246H216ZM222 245H223V244H222ZM217 247H218V245H217ZM219 247H220V246H219ZM158 250H159V249H158ZM11 260H12V259H11ZM14 260H15V259H13L12 261H14ZM14 262H15V261H14ZM17 262H18V261H17ZM17 262H16V263H17ZM19 262H20V261H19Z\"/></svg>",
    "mask_w": 264,
    "mask_h": 264
}]
</instances>
